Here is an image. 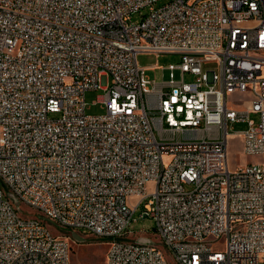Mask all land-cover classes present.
Returning <instances> with one entry per match:
<instances>
[{
  "label": "built area",
  "instance_id": "obj_1",
  "mask_svg": "<svg viewBox=\"0 0 264 264\" xmlns=\"http://www.w3.org/2000/svg\"><path fill=\"white\" fill-rule=\"evenodd\" d=\"M158 1L0 0V264H69L20 205L106 240L105 264H168L138 208L175 264H264V162L227 164L235 123L264 158V0ZM162 53L181 62L149 86L136 58Z\"/></svg>",
  "mask_w": 264,
  "mask_h": 264
},
{
  "label": "rangeland",
  "instance_id": "obj_2",
  "mask_svg": "<svg viewBox=\"0 0 264 264\" xmlns=\"http://www.w3.org/2000/svg\"><path fill=\"white\" fill-rule=\"evenodd\" d=\"M167 0L158 1L155 7H159L165 4ZM145 11H141L143 14ZM133 21L138 22L140 15H133ZM137 64L140 68L144 69V76L149 80V86L152 82L161 84L170 80L169 65H176L181 62L180 55L177 54H140L137 56ZM174 80L181 79V74L178 69L174 70ZM184 80L189 82L192 80L191 76L185 75ZM106 77L100 78V84H106ZM103 90H89L85 92L86 113L89 115H99L104 112L102 105L99 103V98L103 95ZM229 106L237 109H245L247 107L246 97L240 95H234L229 97ZM255 123L258 122V116L255 114L249 115ZM230 133L232 135L228 138L227 144V164L231 171L236 168H242L249 163H261L264 162L262 157H252L243 154L241 149V136L234 134L235 132L243 131L247 128L246 123H235L229 126ZM18 205V203H16ZM21 211L24 216L39 217L44 224L48 227L51 233L59 238L65 239L69 246V264H105L106 252L108 249L107 241L98 237H95L88 232L84 231H70L59 227L54 222L42 217L40 214L34 212L31 209L26 208L24 205H20ZM142 208H138L134 214L135 219L130 227V231L133 239L149 238L152 243L157 246L165 255V259L168 264H175L170 252L160 243L158 238L155 237L156 230L155 224L152 219L140 218ZM76 233L82 238V241H75L72 237V233Z\"/></svg>",
  "mask_w": 264,
  "mask_h": 264
},
{
  "label": "water",
  "instance_id": "obj_3",
  "mask_svg": "<svg viewBox=\"0 0 264 264\" xmlns=\"http://www.w3.org/2000/svg\"><path fill=\"white\" fill-rule=\"evenodd\" d=\"M12 198V197H11ZM14 203H15V205L17 206V201H15L14 200ZM72 237H73V239L75 240V241H82V238L81 237H79L75 232L74 233H72Z\"/></svg>",
  "mask_w": 264,
  "mask_h": 264
}]
</instances>
